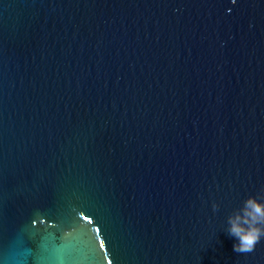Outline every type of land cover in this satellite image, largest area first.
<instances>
[{"label":"water","instance_id":"1","mask_svg":"<svg viewBox=\"0 0 264 264\" xmlns=\"http://www.w3.org/2000/svg\"><path fill=\"white\" fill-rule=\"evenodd\" d=\"M249 196L264 0H0V264H264Z\"/></svg>","mask_w":264,"mask_h":264},{"label":"clouds","instance_id":"2","mask_svg":"<svg viewBox=\"0 0 264 264\" xmlns=\"http://www.w3.org/2000/svg\"><path fill=\"white\" fill-rule=\"evenodd\" d=\"M215 210L217 205L213 204ZM227 233L234 240L233 251L248 252L264 237V197L249 196L227 218Z\"/></svg>","mask_w":264,"mask_h":264}]
</instances>
